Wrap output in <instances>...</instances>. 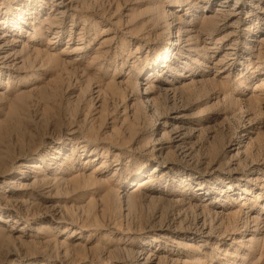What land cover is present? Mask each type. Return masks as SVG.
I'll list each match as a JSON object with an SVG mask.
<instances>
[{
	"label": "rangeland",
	"instance_id": "374dc122",
	"mask_svg": "<svg viewBox=\"0 0 264 264\" xmlns=\"http://www.w3.org/2000/svg\"><path fill=\"white\" fill-rule=\"evenodd\" d=\"M0 264H264V0H0Z\"/></svg>",
	"mask_w": 264,
	"mask_h": 264
}]
</instances>
